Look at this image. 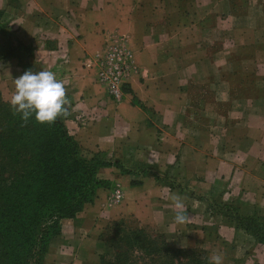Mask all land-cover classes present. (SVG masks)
I'll return each instance as SVG.
<instances>
[{
  "label": "crops",
  "instance_id": "obj_1",
  "mask_svg": "<svg viewBox=\"0 0 264 264\" xmlns=\"http://www.w3.org/2000/svg\"><path fill=\"white\" fill-rule=\"evenodd\" d=\"M112 37L135 67L117 106L87 67ZM29 70L54 72L75 116H97L90 149L120 166L97 171L106 189L61 220L43 264H99L103 231L130 215L222 264H264L239 224L264 219V0H0V93Z\"/></svg>",
  "mask_w": 264,
  "mask_h": 264
},
{
  "label": "trees",
  "instance_id": "obj_2",
  "mask_svg": "<svg viewBox=\"0 0 264 264\" xmlns=\"http://www.w3.org/2000/svg\"><path fill=\"white\" fill-rule=\"evenodd\" d=\"M23 123L12 113L0 117L5 127L0 131V264H43L49 240L60 235L61 220L75 218L91 204L94 187L100 185L96 174L101 165L95 168L76 159L65 146L55 148L47 136L57 141L56 134L33 127L29 133ZM239 224L264 246V219ZM100 239L105 246L118 244L113 246L114 261L101 256L99 264H207L200 257L185 260V254L196 253L178 251L165 241L157 247V241H147L141 231L117 234L109 242L102 235Z\"/></svg>",
  "mask_w": 264,
  "mask_h": 264
},
{
  "label": "rangeland",
  "instance_id": "obj_3",
  "mask_svg": "<svg viewBox=\"0 0 264 264\" xmlns=\"http://www.w3.org/2000/svg\"><path fill=\"white\" fill-rule=\"evenodd\" d=\"M117 39H123V38H116V37H112L110 38V40H108V42L106 43V46L104 47L103 50H101L99 53H97L93 60V65L88 64V70L93 71V75H94V79L95 82L97 83V85L102 89V91L104 92V95L106 97V99L110 102V104L112 106H117L123 96L126 93V89L129 85V83H127V85L124 87L123 89V96L121 98L120 101H114L108 94L106 89L98 82L97 80V73H98V63H97V58H99L100 56H102L105 52H106V48L108 45H111L113 42L117 41ZM123 45L125 46V48L127 49V41H125V39H123ZM128 50V49H127ZM129 51V50H128ZM14 91V86H13V82H11V84H8L4 87L3 89V93H0V117L1 115L4 116V114H10L12 113L14 115V117L16 119H21L19 114H14L13 109L10 107V100H11V96L12 93ZM70 94H68L65 91V98L67 100V104L65 105V109L67 112V115L61 116L57 118V122L56 125H52L51 124H46V125H35L36 121L35 119H30L28 120L26 123H30L32 122V124H26L23 123V125L28 127V131L27 132H31L32 131V127L34 128V130H36L37 132L41 133V132H46V131H51L54 134H56L57 137V141L54 138H49L47 136L48 139H50L51 141H53V145L59 148H63V146H65L66 148H70L71 149V153H76V159L78 160H83L87 163H89L92 167H95L96 165H101L98 167V171L101 170L103 167V165H113L116 166L117 168H120L119 166V158H117L116 156L112 155L110 158L109 156L101 151V150H92L90 149L91 145L93 143H95L96 139L94 138V135H92L90 132L86 131L87 126L88 125H93L97 120V116H92L90 118H85L84 116H82V114H78V116L74 114L72 108L73 106H71V103L68 102V98H69ZM73 105V104H72ZM22 120V119H21ZM25 122V121H24ZM70 125V123H72L74 125V127L72 129L68 128V125ZM52 126V128H51ZM45 127V128H44ZM55 128V129H53ZM5 127L0 126V131H4ZM81 129V130H80ZM79 131L78 133H76V131ZM88 146V147H87ZM65 157H67V155H64ZM96 168V167H95ZM98 181H100V185L99 186H95L94 187V197L92 199V203L94 202L95 198H97V195L99 192H103V190L106 189L105 187V183L102 180H99L97 178ZM119 198V197H117ZM114 200L117 202L118 200H116V195L114 196ZM107 203H114L109 197H107ZM116 204V203H114ZM90 204H86L84 205V207L82 208L81 212L84 210L85 207L89 206ZM80 212V213H81ZM79 214V213H78ZM77 214V215H78ZM76 215V216H77ZM75 216V217H76ZM114 223L115 226H112ZM112 224V225H111ZM135 231H141L145 237L147 241H154L156 240V244L157 247H161L160 243L161 241H165L166 243H168L169 245H171L172 248H175L178 251H194L196 253V255H191V254H185L184 255V259H196L197 257L202 258L205 262H207V264H210V257L213 255V253L210 250H206L203 248H188V249H182L177 247L173 240L170 236L165 235V231L159 227H156L155 224H153L150 220L149 217L145 216L142 220V222L137 221V219L134 218L133 215L130 216H126L125 218H121V219H116L112 222H110L107 227L105 228V230L102 233L103 239L106 242H109V240H111V237H114L115 235H120V234H127V233H132ZM169 235V234H168ZM176 236H174L175 238ZM57 237H53L49 240L50 244L51 242H53ZM118 243L113 242L112 246L110 245H106V251L105 253L102 255L104 259H106V261H114V257L116 254L115 249H113V246L117 245ZM134 251L132 253V255H134ZM140 255V254H138ZM40 259H38L39 261ZM41 262L39 261L37 264H40ZM43 263V261H42Z\"/></svg>",
  "mask_w": 264,
  "mask_h": 264
},
{
  "label": "clouds",
  "instance_id": "obj_4",
  "mask_svg": "<svg viewBox=\"0 0 264 264\" xmlns=\"http://www.w3.org/2000/svg\"><path fill=\"white\" fill-rule=\"evenodd\" d=\"M13 86L10 107L14 114L20 115L23 121L27 122L34 118L38 123L51 124L58 117L67 115L65 88L54 72L25 71L18 78L13 79ZM171 207L177 210L173 216L174 223L178 225L186 223L188 216L184 211V198L178 194H172ZM210 264H222L221 256L212 255Z\"/></svg>",
  "mask_w": 264,
  "mask_h": 264
},
{
  "label": "built area",
  "instance_id": "obj_5",
  "mask_svg": "<svg viewBox=\"0 0 264 264\" xmlns=\"http://www.w3.org/2000/svg\"><path fill=\"white\" fill-rule=\"evenodd\" d=\"M123 39H117L108 45L106 52L97 58L98 82L114 100L120 101L123 89L135 71L131 53L123 45Z\"/></svg>",
  "mask_w": 264,
  "mask_h": 264
}]
</instances>
